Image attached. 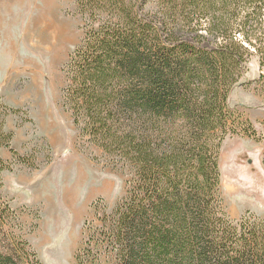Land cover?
Returning a JSON list of instances; mask_svg holds the SVG:
<instances>
[{
  "label": "trees",
  "instance_id": "obj_1",
  "mask_svg": "<svg viewBox=\"0 0 264 264\" xmlns=\"http://www.w3.org/2000/svg\"><path fill=\"white\" fill-rule=\"evenodd\" d=\"M74 1L83 36L62 102L126 176L111 210L92 202L75 263L264 264V217L226 213L218 165L225 137H264L228 106L251 58L264 95V0ZM12 112L0 103V149L36 167L10 145ZM11 165L0 156V189ZM0 264H41L1 194Z\"/></svg>",
  "mask_w": 264,
  "mask_h": 264
},
{
  "label": "rangeland",
  "instance_id": "obj_2",
  "mask_svg": "<svg viewBox=\"0 0 264 264\" xmlns=\"http://www.w3.org/2000/svg\"><path fill=\"white\" fill-rule=\"evenodd\" d=\"M33 1L43 12L39 16L38 8L29 5L30 17L36 16L30 28L22 30L24 18L5 38L0 33V103L18 109L7 114L4 128L13 134L12 149L34 159L36 167L17 162L8 148H1L0 156L12 165L1 173L0 194L19 214L41 264H76L73 254L84 240L92 202L100 199L111 210L124 195L126 176L80 135L62 102L64 65L83 36L75 1ZM7 2L12 1L0 0V10ZM23 9L13 7L11 12L26 17ZM257 75L258 62L251 58L229 93L228 106L264 136V95L252 85ZM263 160L264 137L227 136L222 141L220 192L231 218L246 211L264 217ZM79 173L88 178L74 187Z\"/></svg>",
  "mask_w": 264,
  "mask_h": 264
},
{
  "label": "bare ground",
  "instance_id": "obj_3",
  "mask_svg": "<svg viewBox=\"0 0 264 264\" xmlns=\"http://www.w3.org/2000/svg\"><path fill=\"white\" fill-rule=\"evenodd\" d=\"M12 2H7V3H3L1 10H0V33L3 34L4 38L9 34V32L13 29V27L18 24V22L20 20H23L24 18H26V23L24 24V26L22 27V30L26 31L27 28H30L32 22H33V18H35L34 16L29 15V11H28V7L29 5H33V9L38 12L37 14H40L43 12V9H40L38 7V5H36V2L33 0H10ZM13 7H18V8H24V11H27L28 14H25L26 17H24V13L22 12H11V8L13 9ZM30 10V9H29ZM44 15V14H43ZM41 18V17H40ZM46 22V21H45ZM43 23V22H42ZM23 24V23H22ZM37 25V24H36ZM42 24L40 23V26ZM56 25V24H55ZM43 26V25H42ZM54 26V23H53ZM49 27V24H48ZM41 28V27H40ZM43 30V29H42ZM49 30V29H48ZM47 30V31H48ZM52 32V29L51 31ZM31 33V32H30ZM32 35V33H31ZM33 36V35H32ZM88 177L84 174V173H79V175H77V177L74 180V184L73 186L75 187L76 185H78L79 183H81L82 181L86 180ZM73 187V188H74ZM95 188H90L89 193L91 194L94 191ZM72 195V194H70ZM73 196V195H72Z\"/></svg>",
  "mask_w": 264,
  "mask_h": 264
}]
</instances>
